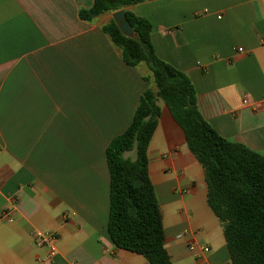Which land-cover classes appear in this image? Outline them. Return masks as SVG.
Wrapping results in <instances>:
<instances>
[{
	"label": "crops",
	"instance_id": "crops-1",
	"mask_svg": "<svg viewBox=\"0 0 264 264\" xmlns=\"http://www.w3.org/2000/svg\"><path fill=\"white\" fill-rule=\"evenodd\" d=\"M92 1L0 0V213L15 209L0 219V264H150L108 235L106 159L150 73L127 65L102 31L113 12L79 17ZM127 9L150 21L156 55L189 77L205 120L264 156V0H143ZM157 104L148 175L171 264H231L203 168ZM36 231L56 235L52 259Z\"/></svg>",
	"mask_w": 264,
	"mask_h": 264
},
{
	"label": "trees",
	"instance_id": "trees-1",
	"mask_svg": "<svg viewBox=\"0 0 264 264\" xmlns=\"http://www.w3.org/2000/svg\"><path fill=\"white\" fill-rule=\"evenodd\" d=\"M141 1L93 0L90 7L78 11L86 21L122 11L131 33L121 30L114 15L102 31L127 65L145 64L150 73L143 77L149 86L141 93L130 124L106 147L108 235L117 248L138 253L150 264H171L161 210L148 175L147 147L161 100L203 168L207 204L222 225L231 264H264V156L223 137L205 120L189 77L156 55L150 21L127 9ZM131 150L134 159L124 155Z\"/></svg>",
	"mask_w": 264,
	"mask_h": 264
},
{
	"label": "built area",
	"instance_id": "built-area-1",
	"mask_svg": "<svg viewBox=\"0 0 264 264\" xmlns=\"http://www.w3.org/2000/svg\"><path fill=\"white\" fill-rule=\"evenodd\" d=\"M237 51L242 52V48H238ZM15 211L14 206L10 208H5L1 211L0 213V219L2 221H11L12 220V214ZM181 235H178L180 237ZM35 237L37 241L41 244L47 247L48 254H47V259H52L56 255V246H55V241H56V235L54 233H49V232H40L36 231L35 232ZM190 249H199L202 252H208L209 247L206 245H197V244H191Z\"/></svg>",
	"mask_w": 264,
	"mask_h": 264
},
{
	"label": "water",
	"instance_id": "water-1",
	"mask_svg": "<svg viewBox=\"0 0 264 264\" xmlns=\"http://www.w3.org/2000/svg\"><path fill=\"white\" fill-rule=\"evenodd\" d=\"M114 16L117 19V23L119 25V27L121 28V30L127 34L131 33V29L129 24L127 23V21L124 18V15L122 13V11H118L114 14Z\"/></svg>",
	"mask_w": 264,
	"mask_h": 264
},
{
	"label": "rangeland",
	"instance_id": "rangeland-1",
	"mask_svg": "<svg viewBox=\"0 0 264 264\" xmlns=\"http://www.w3.org/2000/svg\"><path fill=\"white\" fill-rule=\"evenodd\" d=\"M135 153V152H134Z\"/></svg>",
	"mask_w": 264,
	"mask_h": 264
}]
</instances>
